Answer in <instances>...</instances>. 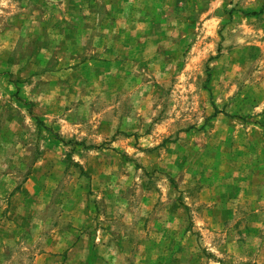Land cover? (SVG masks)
I'll return each mask as SVG.
<instances>
[{
  "label": "rangeland",
  "instance_id": "1",
  "mask_svg": "<svg viewBox=\"0 0 264 264\" xmlns=\"http://www.w3.org/2000/svg\"><path fill=\"white\" fill-rule=\"evenodd\" d=\"M0 264H264V0H0Z\"/></svg>",
  "mask_w": 264,
  "mask_h": 264
}]
</instances>
